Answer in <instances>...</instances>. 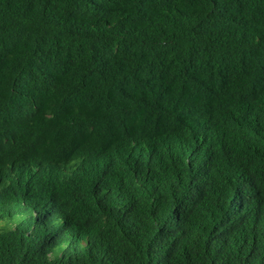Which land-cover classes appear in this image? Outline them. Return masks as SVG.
I'll use <instances>...</instances> for the list:
<instances>
[{"label":"trees","instance_id":"trees-1","mask_svg":"<svg viewBox=\"0 0 264 264\" xmlns=\"http://www.w3.org/2000/svg\"><path fill=\"white\" fill-rule=\"evenodd\" d=\"M0 264H264V0H0Z\"/></svg>","mask_w":264,"mask_h":264}]
</instances>
